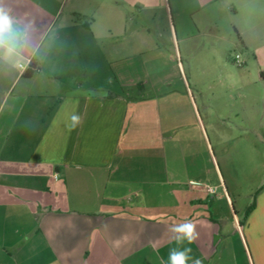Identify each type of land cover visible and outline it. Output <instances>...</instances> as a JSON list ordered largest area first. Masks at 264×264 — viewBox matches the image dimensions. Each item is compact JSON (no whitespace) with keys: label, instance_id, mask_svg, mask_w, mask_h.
<instances>
[{"label":"crops","instance_id":"1","mask_svg":"<svg viewBox=\"0 0 264 264\" xmlns=\"http://www.w3.org/2000/svg\"><path fill=\"white\" fill-rule=\"evenodd\" d=\"M69 1L0 0L27 38L22 66L0 59V264H169L186 248L187 264H264V189L232 217L236 253L211 188L173 171L172 124L144 96L164 80L110 47L140 0ZM194 1V29H233L264 81V0ZM189 221L197 239L178 242Z\"/></svg>","mask_w":264,"mask_h":264},{"label":"rangeland","instance_id":"2","mask_svg":"<svg viewBox=\"0 0 264 264\" xmlns=\"http://www.w3.org/2000/svg\"><path fill=\"white\" fill-rule=\"evenodd\" d=\"M195 8L194 0L124 4L128 33L114 37L110 47L124 48L130 63L139 60L144 79L164 80L144 96L160 99L163 121L172 124L173 171L190 185L201 183L198 175L211 188L206 207L218 219L215 228L239 253L232 217L243 221L264 189V81L233 29H194L189 11ZM104 23L97 21L95 29H105Z\"/></svg>","mask_w":264,"mask_h":264},{"label":"clouds","instance_id":"3","mask_svg":"<svg viewBox=\"0 0 264 264\" xmlns=\"http://www.w3.org/2000/svg\"><path fill=\"white\" fill-rule=\"evenodd\" d=\"M26 34L17 26V22L3 7H0V59L15 58L17 65L22 66L24 51L26 47ZM195 224L192 222L182 223L173 230L182 235L177 236L178 242L187 240L189 243L197 239L198 233L195 230ZM190 248L184 249L183 252L172 250L169 253V264H187L190 259ZM194 264H201L200 260H195Z\"/></svg>","mask_w":264,"mask_h":264},{"label":"trees","instance_id":"4","mask_svg":"<svg viewBox=\"0 0 264 264\" xmlns=\"http://www.w3.org/2000/svg\"><path fill=\"white\" fill-rule=\"evenodd\" d=\"M36 69V65H35V63H33L28 69H27V71L25 72V75L26 76H31L32 74H33V72H34V70ZM254 205H255V203L253 204H251L249 207H248V209H247V213H249L253 208H254Z\"/></svg>","mask_w":264,"mask_h":264},{"label":"built area","instance_id":"5","mask_svg":"<svg viewBox=\"0 0 264 264\" xmlns=\"http://www.w3.org/2000/svg\"><path fill=\"white\" fill-rule=\"evenodd\" d=\"M235 61H236L237 64H239V65H241V64L244 63V62H241V61H240V55H239V54H236V55H235Z\"/></svg>","mask_w":264,"mask_h":264}]
</instances>
